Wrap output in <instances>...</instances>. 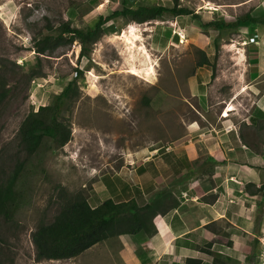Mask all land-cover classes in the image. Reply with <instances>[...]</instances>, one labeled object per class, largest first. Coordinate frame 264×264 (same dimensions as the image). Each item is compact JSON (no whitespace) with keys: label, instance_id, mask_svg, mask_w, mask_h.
Listing matches in <instances>:
<instances>
[{"label":"rangeland","instance_id":"obj_1","mask_svg":"<svg viewBox=\"0 0 264 264\" xmlns=\"http://www.w3.org/2000/svg\"><path fill=\"white\" fill-rule=\"evenodd\" d=\"M126 1L129 6L179 5L192 14H167L143 24L113 18L88 58L80 57L78 42L58 47L49 56L39 55L35 42L51 34V27L68 23L94 28L100 17L121 10L123 0H0V65L5 69L2 78L13 88L0 105V188L16 165L26 161L14 209L8 217L0 216V264L72 262L37 261L32 242L37 227L54 220L63 197L79 192L95 207L108 199L137 196L134 184L145 183L152 159L166 162L168 148L178 147L179 141L185 142L193 157L197 125L207 123V118L219 123L216 109L209 114L197 110L191 95L194 78L207 85L213 98L217 90L227 87L214 84L218 74L231 77L235 89L243 91L250 75L258 73V64L249 63V53L264 50V26L220 32L211 23L233 22L247 13L262 17L264 0ZM205 57L209 63L199 66ZM33 71L43 77L29 82ZM72 81L78 83L80 97L62 117L71 129V140L62 148L27 156L18 140L21 124ZM256 87L264 91V75ZM253 97L244 93L241 106L228 111L235 113L230 125L260 151L264 150V120L246 122L256 109ZM185 166L190 167L188 159L177 168L181 171ZM261 175L257 183L261 186L247 185L249 192L257 194L252 204L254 224L250 236L237 245L240 261L231 264H264V167ZM190 182L198 185L196 178ZM227 228L230 231V225L212 227L222 235Z\"/></svg>","mask_w":264,"mask_h":264},{"label":"crops","instance_id":"obj_2","mask_svg":"<svg viewBox=\"0 0 264 264\" xmlns=\"http://www.w3.org/2000/svg\"><path fill=\"white\" fill-rule=\"evenodd\" d=\"M263 55L264 50H260L258 73L250 75L251 81L243 84V88L247 87L243 91L235 89L231 77L223 79L218 74L214 84L227 87L217 90L210 98L207 85L200 84L195 77L191 95L195 98L197 110L209 114L210 110L216 109L219 123L207 118V123L197 125L199 135L193 141L196 147L193 157L189 147L183 144L185 142L179 141L178 147L168 148L166 162L161 158L152 159L151 168L143 177L145 183L137 181L134 184L137 196L113 199L116 202L134 199L143 206L163 189L172 191L179 206L155 217L157 234L152 237L144 234L122 235L109 239L74 259L66 260L72 261L69 264H214L213 256L203 252V249L216 235L233 241V246L214 244L209 250L222 255L227 264L235 259L240 261L236 248L245 237L250 236L254 224L252 204L257 198L256 193L249 192L247 185L261 186L257 183L264 167V150H255L237 133L235 126L230 125L231 116L235 113L228 110L231 106H241L244 93L252 97L255 95L256 109L248 117L250 122L247 118L246 122L254 124L264 120V91L256 87L264 75ZM202 86L204 90H201ZM225 112L231 114L224 117L222 113ZM191 158L198 159V163H193ZM187 159L190 167L185 166L179 171L177 166ZM161 164L164 167H160ZM174 168L178 169L177 172H173ZM194 178L198 185L190 182ZM146 196L149 198L144 202L142 199ZM217 225H230V231L227 228L225 235L219 234L212 229ZM188 259L194 261L187 262Z\"/></svg>","mask_w":264,"mask_h":264},{"label":"trees","instance_id":"obj_3","mask_svg":"<svg viewBox=\"0 0 264 264\" xmlns=\"http://www.w3.org/2000/svg\"><path fill=\"white\" fill-rule=\"evenodd\" d=\"M173 17L188 16L192 12L185 7L175 5L167 8L162 5L129 6L123 0V8L110 16H102L94 28H77L68 23L58 27H51L48 34L35 42L39 55L54 54L58 47H65L78 42L80 57L88 58L93 46L108 31L107 23L113 18L121 17L130 22L143 24L161 19L165 15ZM216 30L245 29L264 26V16L253 17L247 13L236 18L233 22H212ZM250 63L256 66L259 61V51L251 50ZM40 58V57H39ZM39 62V61H38ZM209 61L204 58L199 64L203 66ZM3 65V64H2ZM3 66L0 65V105L9 97L13 88L2 78ZM29 82L34 77L43 74L33 71L28 74ZM80 90L76 81L70 82L65 89L56 95L47 106L39 107L25 118L20 126L18 140L21 151L31 157L49 149L64 147L72 138L71 129L63 120V116L79 99ZM26 161L16 165L8 183L0 188V216L8 217L19 197L16 186L20 182ZM61 207L54 220L48 224H41L32 235V242L36 249L37 261H59L74 259L96 244L122 235L144 234L152 237L157 234L154 219L158 215H165L179 206L178 199L169 189L160 191L151 202L140 206L136 200L116 202L108 199L96 207H92L88 198L81 193L69 194L63 197ZM214 244L233 246V241L226 240L220 235L206 245L203 252L213 256L214 264H227L222 255L213 253L209 249ZM249 257V256H248ZM194 260L188 259L187 262Z\"/></svg>","mask_w":264,"mask_h":264},{"label":"bare ground","instance_id":"obj_4","mask_svg":"<svg viewBox=\"0 0 264 264\" xmlns=\"http://www.w3.org/2000/svg\"><path fill=\"white\" fill-rule=\"evenodd\" d=\"M135 26V25H134ZM133 32V29L131 28V33ZM153 65V64H152ZM136 68V67H135ZM155 71V70H154ZM132 73H135L136 72V69L131 71ZM140 76V75H139Z\"/></svg>","mask_w":264,"mask_h":264},{"label":"clouds","instance_id":"obj_5","mask_svg":"<svg viewBox=\"0 0 264 264\" xmlns=\"http://www.w3.org/2000/svg\"><path fill=\"white\" fill-rule=\"evenodd\" d=\"M225 113L229 115V113H228V112H225ZM223 116H224V113H223ZM224 117H225V116H224Z\"/></svg>","mask_w":264,"mask_h":264},{"label":"built area","instance_id":"obj_6","mask_svg":"<svg viewBox=\"0 0 264 264\" xmlns=\"http://www.w3.org/2000/svg\"><path fill=\"white\" fill-rule=\"evenodd\" d=\"M226 113H224V115H225Z\"/></svg>","mask_w":264,"mask_h":264}]
</instances>
